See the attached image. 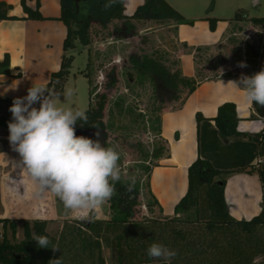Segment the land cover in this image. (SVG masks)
I'll return each instance as SVG.
<instances>
[{
  "label": "trees",
  "instance_id": "obj_1",
  "mask_svg": "<svg viewBox=\"0 0 264 264\" xmlns=\"http://www.w3.org/2000/svg\"><path fill=\"white\" fill-rule=\"evenodd\" d=\"M59 2V19L66 27V36L60 68L51 73L47 87L56 92L64 88L72 76L71 67L75 59V55L69 52L75 50L78 44L89 46L93 42L92 37L98 34V30H95L92 35L91 29L94 26L106 30V39H114L108 42L105 48H87L85 68L77 72L88 79L92 98L86 108L88 124L81 126L77 123V136L87 137V131L93 129H101L106 136L105 131L113 126V109L108 110L107 121L102 118L107 94L98 90L95 81L97 67L105 60H114L124 54L127 48L118 40L135 36L142 28L160 27V35L167 37L170 48L161 50L153 47L149 52H133L128 55L129 66L124 71L127 79L133 77L131 84L151 86L152 104L149 111L154 116H150L148 121L159 142L150 154H143L152 161L142 165V170L146 173L144 183L136 180L131 193L126 190L129 179L116 183V194L109 200V218L94 217L91 221H81L77 218L64 220L55 233L47 231L46 220L0 218V264H50L57 259L60 264H164L162 260L147 256V249L154 242L164 244L177 252L170 264H264V125L257 133L238 131L239 117L233 102L219 105L211 120L222 138L245 139L257 143L260 161L256 165L224 170L215 168L208 160L197 156L187 168V188L174 205L172 214L163 213L161 205L151 191V170L158 165L160 159L169 155V147L160 136L161 114L165 110L180 108L196 86L206 77H210L203 76L204 66H199L202 61V48H189L186 42L179 43L176 39L177 25L191 24L193 21L185 19L166 0H143L130 15L124 13V0H118L108 10L103 7L105 0ZM20 4L25 13V16L20 18H43L39 11V0H36L33 7L27 5L25 0H20ZM11 9V4L0 1V19L18 18L9 14ZM206 20L209 29L213 31L218 19L208 17ZM232 20H246L254 26L264 27V17H247L245 14L236 13ZM178 46L193 51L196 63L194 76L182 74L179 59L175 56ZM233 51L240 52V49ZM244 51L246 63L250 65V76L256 72V59L259 54L252 45H246ZM223 62L220 56H216L206 61V64L214 71ZM262 68L264 64L257 72ZM0 73L9 74L7 53L0 60ZM222 76L234 78L235 74L227 71ZM107 78L109 86L117 81L115 68L107 73ZM164 102L173 105L167 108ZM10 105L9 98L0 97V122L12 119L11 114L5 111ZM114 106L119 108V114L124 111L120 100L115 101ZM252 107L258 115L264 116V107L257 104H252ZM131 111L132 108H125V112ZM253 117L255 115L250 116ZM202 119L203 116L196 113L197 132ZM94 124L99 127H92ZM240 172L256 173L261 182V209L250 219L234 218L229 212L224 195L227 177ZM141 187H144L147 199L145 207L149 213L138 219L135 217V211L139 205ZM18 222H21L22 238L15 240ZM34 234L47 236L51 241L49 248H40L33 240ZM53 245L58 248L53 250ZM106 252L108 256L105 255Z\"/></svg>",
  "mask_w": 264,
  "mask_h": 264
},
{
  "label": "crops",
  "instance_id": "obj_2",
  "mask_svg": "<svg viewBox=\"0 0 264 264\" xmlns=\"http://www.w3.org/2000/svg\"><path fill=\"white\" fill-rule=\"evenodd\" d=\"M0 1L11 4L9 14L18 17L0 19V60L5 53L9 55V74L0 73V97L9 98L12 105L15 98L27 95V90L33 83L46 85L51 73L60 68L66 27L59 19V0H39L42 19L20 18L25 16L20 0ZM166 1L185 19L193 21L191 24L177 25L176 39L179 43L186 42L189 48L195 46L202 48L201 64L204 66L202 72H214L206 61L220 56L224 62L218 68L235 74L234 78L221 75L206 77L180 108L165 110L161 114L160 136L169 147V155L160 159L158 165L152 168L150 187L163 213L172 214L174 205L187 188V168L197 156L208 160L215 168L224 170L256 165L260 161L257 143L245 139H225L219 135L214 121L211 120L218 106L224 102L235 104L239 117L237 130L241 132H259L264 125V116L258 115L252 104L245 102L242 90L234 88L231 84L227 85L229 81L238 80L242 74L250 73V65L246 63L244 54L245 46L252 45L257 49L249 35H246L240 44L235 42V35L245 31L248 33L257 31L258 26L246 20L234 21L215 17L218 21L212 31L206 20L212 16L209 15V10L203 11L206 0ZM25 2L33 7L36 0ZM142 2L143 0H124V13L132 14ZM234 49H240V52L233 51ZM74 55L76 58V54ZM175 56L179 59L182 74L194 76L196 63L193 51L178 46ZM240 62H244L247 67H239ZM263 64L264 58L259 54L255 71L257 72ZM71 74L72 78L78 75L72 71ZM63 91L64 88L57 93ZM10 106L6 107L5 111L10 113ZM34 106L39 107L38 104ZM196 113L203 116L198 132ZM251 115L255 117L250 118ZM9 121L0 122V218L11 217L8 215L9 208L15 207L13 203L17 202L13 200L10 205L7 194L19 190L20 185L26 188L28 183L26 173L16 166L21 158L8 140ZM24 190L26 189H23V192ZM224 195L229 212L236 219H250L261 209L262 188L256 173L240 172L229 175Z\"/></svg>",
  "mask_w": 264,
  "mask_h": 264
},
{
  "label": "clouds",
  "instance_id": "obj_3",
  "mask_svg": "<svg viewBox=\"0 0 264 264\" xmlns=\"http://www.w3.org/2000/svg\"><path fill=\"white\" fill-rule=\"evenodd\" d=\"M117 2L105 0L103 7L108 10ZM238 66L247 67L244 62ZM229 84L242 90L245 102L264 107V68L250 76L242 74ZM72 95L71 88L65 89L61 99L55 90L33 83L27 95L15 98L9 108L12 119L8 140L21 158L16 166L33 184L35 196L51 193L66 212L74 213L81 221H91L94 210L116 194L115 185L122 180L120 154L113 147L102 146L99 139L76 135L75 126L78 122L81 126L88 124V116L86 109L64 106V100ZM37 104L39 107L34 106ZM135 183L136 178L130 177L127 192H133ZM33 240L40 248L51 244L47 236L34 234ZM176 255L175 250L161 243L154 242L147 249L149 258L164 264H170ZM50 264H60L59 259Z\"/></svg>",
  "mask_w": 264,
  "mask_h": 264
},
{
  "label": "rangeland",
  "instance_id": "obj_4",
  "mask_svg": "<svg viewBox=\"0 0 264 264\" xmlns=\"http://www.w3.org/2000/svg\"><path fill=\"white\" fill-rule=\"evenodd\" d=\"M209 10V15L212 17H222L227 20H232L236 13L245 14L247 17H264V0H206V6L203 11ZM247 24V23H246ZM93 27L91 29L92 35L95 30H98V34L92 37L93 42L89 46L77 45L75 50H72L76 54V58L72 64L71 71L77 73L78 70L84 69L87 61V48L102 49L105 48L108 42L114 41L112 38L106 39L104 34L106 30L100 29V27ZM160 27L151 26L142 28L137 31L135 36L123 38L118 40L119 43L126 46V50L121 57L116 59L105 60L101 65L97 67L95 81L98 86L99 92H106L107 104L103 111V120H108V110H114V116L112 118L113 126L106 132V136L101 129H93L87 131V137L93 140L99 139L102 146L113 147L120 154V166L122 169V180L135 177L136 180H140L141 184L144 183L146 173L142 170L143 164H148V161H152L145 157L150 154L159 140L158 136L151 130L148 118L154 116L149 111L152 104L151 98V86L149 84L144 87L132 83L133 77L127 79L124 75L125 69L128 68V55L135 52H149L153 47L160 48L161 50L170 48V43L166 36L160 35ZM242 32L235 35V42L240 44L242 39L246 36H250V40L257 46L258 54L264 58V27L258 26L257 31L251 33ZM104 36V37H103ZM261 51V52H260ZM173 55L174 53L171 52ZM240 55V53H239ZM238 55V56H239ZM241 56V55H240ZM241 58V57H240ZM202 62L199 63V66ZM220 67V66H219ZM115 68L117 75V81L108 85L107 73ZM225 75V70L218 68L217 71H204L203 76H218ZM221 75V76H222ZM130 83V85H128ZM107 84V86H105ZM71 88L73 95L64 100V106L72 105L80 109H86L92 100L90 98L91 89L88 79L77 75L76 78L71 76L64 85L65 89ZM61 94L63 99V93ZM120 100L123 107V112L119 114V108L114 106V102ZM167 108L172 107L173 103L164 102ZM132 108L131 113L125 112V108ZM141 114V115H138ZM99 132L97 137L96 133ZM149 163V164H150ZM28 179V178H27ZM23 189L25 192H23ZM34 186L28 179L27 187L20 185L19 190L10 192L7 194V198L10 199V205L13 200L15 207L9 208V218L16 220H32L40 219L46 220V229L50 233H55L62 226L64 220H71L77 218L74 213H68L64 209L62 202L51 193H45L43 196H35L33 194ZM146 196L144 194V187H141L139 194V205L136 207L135 217L142 218L149 212L145 207ZM12 201V202H11ZM111 211L109 209V201L101 207L94 210L92 218H109ZM78 219V218H77ZM1 230V228H0ZM22 238L21 222L17 223V232L15 240ZM108 256V252L105 253Z\"/></svg>",
  "mask_w": 264,
  "mask_h": 264
},
{
  "label": "built area",
  "instance_id": "obj_5",
  "mask_svg": "<svg viewBox=\"0 0 264 264\" xmlns=\"http://www.w3.org/2000/svg\"><path fill=\"white\" fill-rule=\"evenodd\" d=\"M1 225H2V224L0 223V228H1Z\"/></svg>",
  "mask_w": 264,
  "mask_h": 264
}]
</instances>
